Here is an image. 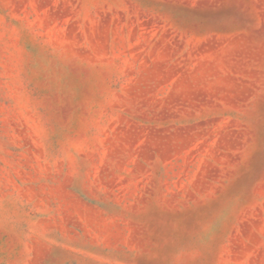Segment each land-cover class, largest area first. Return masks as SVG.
<instances>
[{
	"label": "rangeland",
	"instance_id": "rangeland-1",
	"mask_svg": "<svg viewBox=\"0 0 264 264\" xmlns=\"http://www.w3.org/2000/svg\"><path fill=\"white\" fill-rule=\"evenodd\" d=\"M0 264H264V0H0Z\"/></svg>",
	"mask_w": 264,
	"mask_h": 264
}]
</instances>
